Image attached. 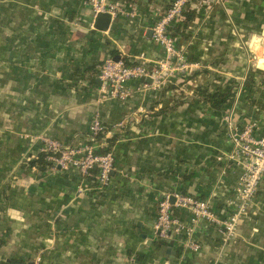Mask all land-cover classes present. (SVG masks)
I'll return each instance as SVG.
<instances>
[{
    "label": "crops",
    "instance_id": "0c3cea01",
    "mask_svg": "<svg viewBox=\"0 0 264 264\" xmlns=\"http://www.w3.org/2000/svg\"><path fill=\"white\" fill-rule=\"evenodd\" d=\"M113 1L135 4L137 16L110 19L100 31L89 0H0V160L7 162L0 169V264L36 257L41 264H264V177L228 244L205 221L194 227L195 253L183 248V234L164 242L154 236L158 202L167 194L207 202L220 221L233 212L242 167L231 158L224 117L238 131L252 124L254 135L264 136V46L255 44L264 43V0L193 3L191 25L170 31L179 27L178 47L196 67L160 89L149 79L145 88L131 80L129 99L100 102L98 75L107 58L144 61L150 72L164 58L149 31L174 0ZM248 79L252 85L242 90ZM197 89L229 98L216 107ZM96 114L105 127L96 150L108 148L114 157L107 188L77 168L11 163L36 157L42 137L90 145ZM173 216L191 226L188 211Z\"/></svg>",
    "mask_w": 264,
    "mask_h": 264
},
{
    "label": "built area",
    "instance_id": "2783aa9c",
    "mask_svg": "<svg viewBox=\"0 0 264 264\" xmlns=\"http://www.w3.org/2000/svg\"><path fill=\"white\" fill-rule=\"evenodd\" d=\"M224 0H200L198 6H211L221 4ZM188 0H174L168 10L151 28V39L162 48L164 58L157 63V67L150 72L144 64L127 67L121 61L107 58L98 75L100 82L97 93L100 102L109 100L125 101L131 92L127 83L131 80H151L155 89L169 85L177 73H188L196 65L186 63V57L176 45L177 39L169 35L173 24L182 20V12L186 9ZM198 3V2H197ZM94 17L100 14L109 15L110 19L122 16L133 19L137 16L136 5L132 3H116L113 0H89ZM144 63V61H143ZM147 87L142 84V88ZM228 137L233 144L231 158L239 159L242 167L235 202H230L234 207L232 214L223 221L216 218L207 202L197 200L185 194H167L158 202L154 236L157 241L164 242L172 236L183 234V248L191 252H198L200 246L193 239L194 227L201 221L208 222L217 227L223 245L228 244L237 235L239 222L248 217L249 209L254 203V197L264 177V136L254 135V125L247 124L242 131H238L230 115L224 117ZM90 145L85 144L78 148H69L55 140L41 138V152L47 153L46 161L51 164L49 169L77 168L83 176H88L93 169L97 170L96 180L99 189L107 188L110 184L114 157L111 151L97 154L99 135L105 133V127L96 114L89 126ZM97 144L98 146H95ZM174 210H186L191 215V226L186 227L179 219L173 216ZM32 264H41L36 257Z\"/></svg>",
    "mask_w": 264,
    "mask_h": 264
},
{
    "label": "trees",
    "instance_id": "16d2710c",
    "mask_svg": "<svg viewBox=\"0 0 264 264\" xmlns=\"http://www.w3.org/2000/svg\"><path fill=\"white\" fill-rule=\"evenodd\" d=\"M198 1H200V0H188V3L186 4V9L182 12L181 23H182L183 28H187L189 25H191L192 21L194 20L196 12H195V10L192 9L193 8L192 4L196 3ZM177 31H179V27H175V28L171 29L172 35ZM124 64L127 67H132V66L136 65V64L129 65V64H126V62H124ZM251 83H253V80L248 79V81H246L242 85V90L249 88V86L252 85ZM196 94L200 98H203L205 101H207L208 103H210L211 105L216 106V107L223 106L229 98V94L218 95L217 93H208L207 91L202 90V89H197ZM101 136H102V134L99 135L97 138L99 139ZM108 151H110V150H108V148H106V149H102V150H99L98 152L97 151L96 152H97V154H105ZM46 158H47V153L39 152V154L36 157L30 159L27 163L30 167L36 168L39 171H45L51 167V164L46 161ZM89 174L94 175L91 178L92 179L91 181L93 182V184L96 185L97 184V180H96L97 170L93 169L90 171ZM97 186H98V184H97ZM9 264H26V263L21 262V261L12 260Z\"/></svg>",
    "mask_w": 264,
    "mask_h": 264
},
{
    "label": "rangeland",
    "instance_id": "374dc122",
    "mask_svg": "<svg viewBox=\"0 0 264 264\" xmlns=\"http://www.w3.org/2000/svg\"><path fill=\"white\" fill-rule=\"evenodd\" d=\"M164 15V14H163ZM162 15V16H163ZM0 23H1V21H0ZM169 35H171L172 37H175L176 38V36L175 35H172V33H171V31L169 30ZM151 36H152V32H151ZM177 39V38H176ZM152 41H153V39H152ZM154 42V41H153ZM261 41L259 40L258 42H256L255 44L256 45H258L261 49H262V46H264V43L263 44H261L260 43ZM155 43V42H154ZM156 44V43H155ZM157 45V44H156ZM176 45H177V47H178V43H177V41H176ZM159 46V45H158ZM160 47V46H159ZM161 48V47H160ZM179 48V47H178ZM162 49V48H161ZM261 49H259V50H255V53H256V55H257V57H258V59L259 58H261V56L259 55L260 54V50ZM257 61V60H256ZM159 63V62H158ZM186 63L187 64H189L187 61H186ZM141 64H144L143 63V61L141 62ZM145 65V64H144ZM190 65H193V64H190ZM146 66V65H145ZM258 66H259V64H258ZM177 74H182L181 72H179V73H177ZM241 83V82H240ZM238 88H239V85H238ZM3 110H4V106L3 105H0V120H2V122H0V124H1V127L3 128ZM42 138H47V137H42ZM37 138H33L32 140H36ZM48 139H50V138H48ZM5 140V136H2L1 134H0V155H1V157L6 153V148L3 146V141ZM30 140V139H29ZM40 140H41V138H40ZM51 140H53V139H51ZM69 147V146H68ZM69 148H73V147H69ZM16 152H17V150H16ZM16 152H14V154H13V156H17V154H16ZM28 161H26V159H21L20 161H12L11 163H13V164H15V167H18V168H21V167H23V164H26ZM7 162L6 161H3V160H0V169H2V168H5V164H6ZM70 168H73V167H70ZM68 169V168H67ZM12 179H15V177H13ZM34 260V259H33Z\"/></svg>",
    "mask_w": 264,
    "mask_h": 264
},
{
    "label": "water",
    "instance_id": "95a60500",
    "mask_svg": "<svg viewBox=\"0 0 264 264\" xmlns=\"http://www.w3.org/2000/svg\"><path fill=\"white\" fill-rule=\"evenodd\" d=\"M109 21H110L109 15L100 14L96 17L94 26L97 30L105 31L108 27ZM149 34L151 35V30L149 31ZM115 61H118V59H115Z\"/></svg>",
    "mask_w": 264,
    "mask_h": 264
}]
</instances>
